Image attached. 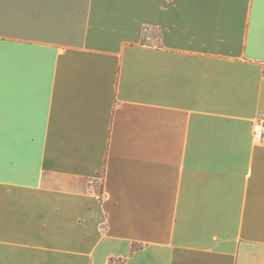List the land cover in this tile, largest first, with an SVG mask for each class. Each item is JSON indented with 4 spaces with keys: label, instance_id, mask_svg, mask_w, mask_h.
I'll return each instance as SVG.
<instances>
[{
    "label": "crops",
    "instance_id": "1",
    "mask_svg": "<svg viewBox=\"0 0 264 264\" xmlns=\"http://www.w3.org/2000/svg\"><path fill=\"white\" fill-rule=\"evenodd\" d=\"M263 115L264 0H0V264H264Z\"/></svg>",
    "mask_w": 264,
    "mask_h": 264
},
{
    "label": "built area",
    "instance_id": "2",
    "mask_svg": "<svg viewBox=\"0 0 264 264\" xmlns=\"http://www.w3.org/2000/svg\"><path fill=\"white\" fill-rule=\"evenodd\" d=\"M253 139L258 143H264V115L253 125Z\"/></svg>",
    "mask_w": 264,
    "mask_h": 264
},
{
    "label": "rangeland",
    "instance_id": "3",
    "mask_svg": "<svg viewBox=\"0 0 264 264\" xmlns=\"http://www.w3.org/2000/svg\"><path fill=\"white\" fill-rule=\"evenodd\" d=\"M102 189L100 188V186H98V191L100 192ZM118 264H120V262L118 263Z\"/></svg>",
    "mask_w": 264,
    "mask_h": 264
},
{
    "label": "trees",
    "instance_id": "4",
    "mask_svg": "<svg viewBox=\"0 0 264 264\" xmlns=\"http://www.w3.org/2000/svg\"><path fill=\"white\" fill-rule=\"evenodd\" d=\"M100 192H102V191H100Z\"/></svg>",
    "mask_w": 264,
    "mask_h": 264
}]
</instances>
